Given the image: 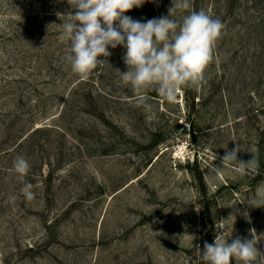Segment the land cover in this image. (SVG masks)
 Listing matches in <instances>:
<instances>
[{"label": "rangeland", "instance_id": "rangeland-1", "mask_svg": "<svg viewBox=\"0 0 264 264\" xmlns=\"http://www.w3.org/2000/svg\"><path fill=\"white\" fill-rule=\"evenodd\" d=\"M192 5L226 25L206 82L174 102L150 91L146 110L116 71L127 70L121 46L88 79L71 70L64 17L50 14L72 11L67 0H0V264H197L230 215L228 242L254 229L264 252V207L241 203L264 184V0ZM170 6L125 15L146 22ZM48 41L54 54L31 52ZM237 144V162L258 167L223 164Z\"/></svg>", "mask_w": 264, "mask_h": 264}, {"label": "clouds", "instance_id": "clouds-1", "mask_svg": "<svg viewBox=\"0 0 264 264\" xmlns=\"http://www.w3.org/2000/svg\"><path fill=\"white\" fill-rule=\"evenodd\" d=\"M146 2L67 0L72 11L57 13V16L64 17L60 39L69 42L70 51L65 59L71 70L82 79H88L101 64L108 63L107 58L112 55L109 49L121 46L125 49L122 58L127 67L124 72L116 70L121 82L131 87L138 106L151 110L147 95L150 91L174 102L182 88H199L206 82L205 73L226 25L203 9L192 10V0H171L167 15L146 22L125 15ZM184 12L187 14L176 18L178 13ZM241 150L237 144L226 151L223 164L234 163L241 169L258 167L254 156L247 163L237 162V153ZM30 167L23 156L13 161V170L23 181L21 192L26 200L35 197L33 184L25 180ZM241 203L253 208L264 207V184L257 187L247 202ZM243 215L250 222L249 214L244 212ZM227 220L217 221L219 230L213 243L205 241L202 251L197 247V264H231L233 260L235 264H264V252L257 247L260 236L255 230H251V239L237 236L229 243L231 235L226 238L223 234Z\"/></svg>", "mask_w": 264, "mask_h": 264}, {"label": "trees", "instance_id": "trees-1", "mask_svg": "<svg viewBox=\"0 0 264 264\" xmlns=\"http://www.w3.org/2000/svg\"><path fill=\"white\" fill-rule=\"evenodd\" d=\"M61 14H67V12H64L63 10L60 11ZM38 15H40V13H37ZM50 14H53V15H57V13H50ZM44 18H46V13L44 12V15H43ZM56 47V44L54 45L52 42L48 41L46 43H44L42 45L41 48H34V51H31L33 53H38V52H42L43 54L45 55H50V54H54L55 52V48ZM36 49V50H35ZM49 59V57H46V61ZM51 65V63H49V66Z\"/></svg>", "mask_w": 264, "mask_h": 264}, {"label": "built area", "instance_id": "built-area-1", "mask_svg": "<svg viewBox=\"0 0 264 264\" xmlns=\"http://www.w3.org/2000/svg\"><path fill=\"white\" fill-rule=\"evenodd\" d=\"M183 154H184V147L183 146H178L173 151V157L176 158V159L181 158Z\"/></svg>", "mask_w": 264, "mask_h": 264}]
</instances>
